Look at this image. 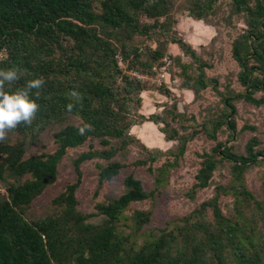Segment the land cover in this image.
<instances>
[{
  "label": "trees",
  "instance_id": "16d2710c",
  "mask_svg": "<svg viewBox=\"0 0 264 264\" xmlns=\"http://www.w3.org/2000/svg\"><path fill=\"white\" fill-rule=\"evenodd\" d=\"M220 1L0 0V67H19L23 76L14 87L38 76L46 81L39 90L40 109L33 124L18 125L9 132L14 141L0 142L4 187L0 264H264V193L257 198L245 182L248 169L264 161V150L256 149L255 136L245 143L243 153L228 145L237 133L236 104L264 106V0H228L230 9L222 18L228 26L233 17L243 24L231 42L241 91L222 86L218 77L207 74L215 66L209 59L218 34V22L210 19L220 13ZM179 12L212 27L216 35L206 46L194 48L178 31ZM142 17L151 23H142ZM170 46L179 53L172 55ZM157 70L170 80L178 79L180 90L192 93L182 110L178 94L167 84L149 87L128 75ZM73 89L81 93V100L71 96ZM147 91L166 98L159 112L142 113V93ZM206 91L218 98V105L206 108L203 122L188 127L195 124V118L187 116L188 107ZM85 122L92 124V130L80 135ZM145 123L158 128L164 141L171 143L168 149L147 147L132 134L134 127ZM49 129L54 149L29 155L28 148ZM254 130L243 126L240 131ZM223 133L227 140L221 142ZM201 135L215 145L199 155L188 197L207 189L223 164L229 166L228 184L214 186L212 197L185 217L147 229L171 172L179 167L188 144ZM86 143V151L69 158L74 181L51 201L49 212L27 217L34 200L57 180L68 150ZM132 147L139 154L127 163ZM93 160L103 163L97 165L98 187L133 167L146 169L153 188L145 190L130 173L122 181L124 192L119 197L97 203L94 213L83 214L75 194L81 185V166ZM223 197L232 199L233 214L221 208ZM144 201L151 203L149 210L131 209ZM94 217H100L99 222H89Z\"/></svg>",
  "mask_w": 264,
  "mask_h": 264
},
{
  "label": "rangeland",
  "instance_id": "374dc122",
  "mask_svg": "<svg viewBox=\"0 0 264 264\" xmlns=\"http://www.w3.org/2000/svg\"><path fill=\"white\" fill-rule=\"evenodd\" d=\"M220 13L216 17H211V21L218 22L216 44L212 50L211 59L215 64L214 68L208 71L210 77H218L222 86L228 84L235 91H241V87L237 82V75L239 72L238 65L231 58V42L243 29L242 21L237 17H233L231 25L222 22L230 9L228 0H222L218 3ZM177 19V28L180 35L190 43L194 48L206 46L211 38L216 35V31L212 27L204 25L202 22H195L187 17L186 13L175 14ZM142 23H151L144 17L141 18ZM149 47L154 45L148 42ZM209 47V45L207 46ZM171 54H178L176 46H170ZM122 68L124 65L122 64ZM137 72V71H135ZM140 73V72H138ZM161 71H153L152 73H143L150 76H156ZM149 87H158L156 84L145 83ZM176 98H180L179 109L182 110L184 104L191 102L192 98L184 93H175ZM179 94H181L179 96ZM260 97L261 94L256 95ZM166 102V98L160 96L157 92L147 91L143 94L142 113L149 115L153 112H159L160 105ZM218 105V98L211 92L206 91L201 100L191 103L188 107L187 116L192 115L195 118V124L188 123L187 126L194 128L197 124L204 121L207 117L206 108H215ZM237 115L235 117L237 133L228 143L232 145L234 151L243 153L245 143L249 138L255 136L259 140V146L256 149L264 150V106L255 108L243 102L236 104ZM195 125V126H194ZM243 126H250L255 128L254 131L241 132ZM132 134L139 138L143 144L150 148H160L166 150L169 148L168 144L164 142L163 137L154 135L150 132L148 125L134 127ZM52 130L46 131L40 138V142L28 148V154H40L42 152H51L54 149L52 142ZM8 140L14 141V136L8 133L6 137ZM219 141L227 140V134L223 133L219 136ZM215 145L214 142L207 140L204 136H199L194 141L190 142L183 160L179 167L171 172L170 179L166 188L157 198L152 207L149 201L136 203L131 206V209L149 210L152 207V216L147 229L163 228L166 222L180 219L188 215L191 211L196 209L200 203L210 199L213 195L214 186L217 184L227 185L230 180L229 166L223 164L213 174L210 186L207 189L198 191L193 199L188 197V193L192 185L195 183V175L199 168V155L204 152H209ZM96 148H98L95 145ZM88 143L82 147L68 150L67 157H65L58 166L57 180L48 186L44 192L34 200L33 204L27 211V217L38 218L49 212L51 201L60 194L65 186L74 181V172L69 161L70 157L86 151ZM139 152L136 147L129 148L127 154V163L131 162L138 156ZM163 160L154 164V167L159 166ZM103 164L98 160L86 162L81 166L82 179L81 185L76 191V199L78 202L77 209L83 214H92L95 212L94 206L97 203L107 202L109 199L117 198L124 192L122 181L125 176L132 173L138 180L141 181L145 190L149 191L153 188V177L146 171L145 168L127 167L122 170L116 178L110 182L103 183L98 187L97 183V165ZM245 182L250 191L254 193L257 198L264 193V161L248 169L245 173ZM0 191L4 193V187L0 186ZM221 208L227 214H233L232 199L230 197H223L221 199ZM100 217H94L89 220L91 223L99 222Z\"/></svg>",
  "mask_w": 264,
  "mask_h": 264
},
{
  "label": "clouds",
  "instance_id": "9594fccd",
  "mask_svg": "<svg viewBox=\"0 0 264 264\" xmlns=\"http://www.w3.org/2000/svg\"><path fill=\"white\" fill-rule=\"evenodd\" d=\"M22 76L18 66L0 67V142L18 125L31 126L40 109L37 98L40 96L39 90L46 83L44 77L38 76L27 80L23 86L14 87V83ZM71 96L77 101L82 99L76 89L71 91ZM67 107L71 110L74 104L70 103ZM92 127V124L85 122L79 127V134L85 135Z\"/></svg>",
  "mask_w": 264,
  "mask_h": 264
},
{
  "label": "crops",
  "instance_id": "0c3cea01",
  "mask_svg": "<svg viewBox=\"0 0 264 264\" xmlns=\"http://www.w3.org/2000/svg\"><path fill=\"white\" fill-rule=\"evenodd\" d=\"M172 47V46H171ZM170 49V48H169ZM170 52V51H169ZM172 53V52H171ZM172 55H175V54H172ZM160 75H161V77L163 78V84H167L168 86H170L171 87V89L173 90V92H175V93H178V92H180L181 94L182 93H184L185 95H187V96H189V97H193V95H192V93L190 92V91H187V90H180L179 89V86H180V81L178 80V79H175V80H170V78H169V75L168 74H166L165 72H161L160 73ZM149 92V91H148ZM145 93H147V92H143L142 93V97H143V94H145ZM154 113V112H153ZM144 125V124H143ZM145 125H148L149 127H150V132H152L154 135L156 134H158V135H160V137H163V135L162 134H160V132L158 131V128L155 126V125H153L152 123H145ZM163 140H164V138H163ZM165 142V141H164ZM166 143V142H165ZM169 146L168 147H170V145H171V143H167ZM168 149V148H167Z\"/></svg>",
  "mask_w": 264,
  "mask_h": 264
},
{
  "label": "built area",
  "instance_id": "2783aa9c",
  "mask_svg": "<svg viewBox=\"0 0 264 264\" xmlns=\"http://www.w3.org/2000/svg\"><path fill=\"white\" fill-rule=\"evenodd\" d=\"M118 65L122 68V61L120 58H118ZM128 75L138 81V82H141V83H152V84H156L158 86H161L163 84V78L161 77L160 73L156 76H150L148 74H143V73H138V72H135V71H130L128 72Z\"/></svg>",
  "mask_w": 264,
  "mask_h": 264
}]
</instances>
